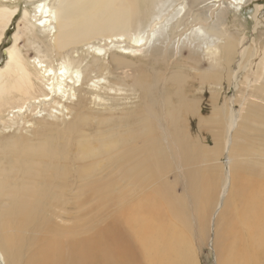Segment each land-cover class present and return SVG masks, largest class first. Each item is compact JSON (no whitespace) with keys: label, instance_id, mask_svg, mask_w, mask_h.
<instances>
[{"label":"bare ground","instance_id":"obj_1","mask_svg":"<svg viewBox=\"0 0 264 264\" xmlns=\"http://www.w3.org/2000/svg\"><path fill=\"white\" fill-rule=\"evenodd\" d=\"M212 1L0 0V45L17 16L38 45L0 57V123L26 108L33 128L0 135L2 264H189L187 219L220 264H264V4ZM252 2L250 32L224 28ZM200 181L215 203H176ZM86 203L121 213L98 244L73 227Z\"/></svg>","mask_w":264,"mask_h":264},{"label":"rangeland","instance_id":"obj_2","mask_svg":"<svg viewBox=\"0 0 264 264\" xmlns=\"http://www.w3.org/2000/svg\"><path fill=\"white\" fill-rule=\"evenodd\" d=\"M220 3H221L220 0H213L212 3L208 2L206 5H209V4H210L209 6L212 5L211 6L212 10L210 11V13H211V12L218 11L219 8H217V7L220 5ZM254 3H255V5H257L258 3L264 4V0H260L258 3L256 1H254ZM254 3L253 2L249 3L247 5V7L243 9V11H241V12L239 11L237 14H234V13L228 14L226 19H225L226 21L223 23L224 28L230 29L232 31L233 26L235 24L239 23V19L245 20V19L250 18V14L253 12V10L255 8ZM20 6H21L20 7L21 10L26 8V5L24 3H21ZM27 8L29 10H31L30 6ZM180 11L181 12H180L179 17L181 18L183 16V14L186 12V9L181 8ZM203 11L207 12L206 10H203ZM17 18H18V16L16 17L15 21L13 22L11 28L9 29V31L6 34L3 42L0 45V57L3 55L2 56L3 59L6 58L5 57V55H6L5 50L12 46V44H13L12 39L16 33L18 35H20V37H21V42H20L19 48L28 57L34 56L32 50L30 52V47L33 48V45L35 46L36 51H38L37 50L38 45L36 43H32L30 46H27V40H26L25 34L23 32H20L17 29ZM260 18L262 20H264V12L260 15ZM213 20H214L213 22H216V19H213ZM248 22H249L248 24L246 23V27L248 28V32H250L252 21L250 19H248ZM188 33H190V32H188ZM180 38L181 37H178V39H180ZM184 49H183V55H184V57H188L189 53H188V51H186V49L185 50ZM89 60H90V58H86V62ZM2 62L3 61L0 62V67L2 66ZM204 69H206V68H204ZM198 98L206 99L204 94L199 95ZM11 104L15 107L16 106L21 107L23 102L19 101V103L13 102ZM25 110H26V108L23 109L22 113L21 112L13 113L12 110H9L8 112L5 113L7 116L5 114H3L2 117H4V121H2L0 123V128H1L0 129V135L2 134V135L10 136L13 134H15V135L25 134V133L29 134L33 128L30 127V125H27L25 122V118H26L27 114H29V113H24ZM38 110L40 111V109H37V107H36L35 112L38 113L39 112ZM45 114H47V113H45ZM45 114H41V115L39 114L38 118L40 119V117L44 116ZM23 115H25V116H23ZM56 115L57 116L61 115L60 110H58L57 112L55 111V113L52 115V117L50 116L49 119L52 121L56 120L57 119V118H55ZM69 118L70 117H68V121H69ZM194 191L197 193V196H195L194 199L184 198V199H182V201H177V202L175 201V202L176 203H200V204L201 203H215L214 199H212L214 196V193L212 192L210 186H208L205 182H202V181L197 182ZM158 193L159 194H156V197H155V203H159V204L166 203L164 197L162 195H160V194H162V192L160 191ZM82 196L89 197L90 195H83L82 194ZM206 198H209L210 201H207ZM78 205H80V203H78ZM123 205H124V209H126V214L128 216L132 203H124ZM100 207H101V203H86V207L83 208L82 213H80L76 209L73 210V212L76 214V218H77L76 220L72 219V222H74V224L76 223L73 227H75L76 225L78 227L80 225L85 226L84 231H83L85 234H83L81 236L82 241L86 240L90 243L98 244V241H102V235L101 236L99 235L100 230L104 231L110 224H112L113 220H115L119 216L120 212L117 210V206L115 203H104V208L101 209ZM115 209L117 212H114ZM185 216H186V214H185ZM81 217L83 218V220L85 222H83V221L79 222L78 221ZM187 220H185V221L182 220L181 222L179 221V223H178L179 227L183 226L182 230L185 228L187 229V230L185 229V231H183L184 234H183V237L181 238V240L183 242V252H184L183 258L186 260L188 257L189 264H220L219 255H218L219 252L217 251L215 244L212 246L210 243V239L211 240L213 239L212 231L206 230V234L204 236L202 229H200L199 226L197 227V225H199V224H197L198 222L190 225V224H188L189 222H187ZM89 222H97L98 226L97 227L91 226ZM8 226H9V229L11 231V234L13 236H15L16 235L15 229L12 228L9 224H8ZM199 229H200V231H199ZM97 233H98V236H97ZM104 239H105V235H104ZM203 239H205L204 242H203ZM132 242L138 246L137 240L135 238L132 239ZM120 245H121L120 243H115L114 247H120ZM136 245L134 246V248H136ZM95 246H97V245H93L92 248H94ZM185 248L186 249L188 248V250H187L188 253L185 252ZM102 256L106 257L105 255H99L100 258ZM191 257H192L193 261H191ZM139 258H140V256H139ZM217 258L219 260L218 263H217ZM88 259H91V257L88 256ZM94 264H99V262L94 263ZM139 264H142V260L139 261Z\"/></svg>","mask_w":264,"mask_h":264}]
</instances>
